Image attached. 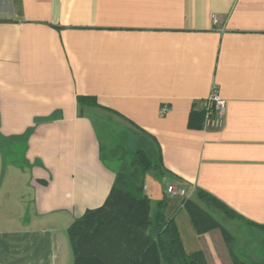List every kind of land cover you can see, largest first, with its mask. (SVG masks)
Returning <instances> with one entry per match:
<instances>
[{
  "label": "crops",
  "instance_id": "0c3cea01",
  "mask_svg": "<svg viewBox=\"0 0 264 264\" xmlns=\"http://www.w3.org/2000/svg\"><path fill=\"white\" fill-rule=\"evenodd\" d=\"M214 87L227 114L213 131ZM147 141L160 167L144 191L167 199L185 251L234 264L183 203L211 212L203 192L264 227V0H0V264H73L69 228L119 168L102 155Z\"/></svg>",
  "mask_w": 264,
  "mask_h": 264
},
{
  "label": "trees",
  "instance_id": "16d2710c",
  "mask_svg": "<svg viewBox=\"0 0 264 264\" xmlns=\"http://www.w3.org/2000/svg\"><path fill=\"white\" fill-rule=\"evenodd\" d=\"M91 101L78 99L80 106ZM204 114L202 110L203 127ZM102 158L118 160L116 179L105 204L88 210L69 228L73 264H208L202 252L188 254L185 251L174 219L165 216L167 199L153 202L144 191L146 175L160 167L159 152L152 143L147 141L138 147L130 160L126 148L121 145L104 153ZM199 197L208 208L216 206L227 215L242 220L208 194L200 192ZM183 206L198 234L221 229L234 264H264V260L237 254L240 239L209 210L189 199L184 200ZM256 228L264 231V227ZM260 244L264 246V240Z\"/></svg>",
  "mask_w": 264,
  "mask_h": 264
},
{
  "label": "rangeland",
  "instance_id": "374dc122",
  "mask_svg": "<svg viewBox=\"0 0 264 264\" xmlns=\"http://www.w3.org/2000/svg\"><path fill=\"white\" fill-rule=\"evenodd\" d=\"M118 141L115 139L114 144L117 145ZM150 142L148 141V144ZM151 144V143H150ZM128 160L135 157V154L127 155ZM109 160V159H108ZM213 216L221 222V224L234 236L240 239V248L237 250V254L241 253L242 256H246L253 252V259L264 260V246H261V242L264 240V231L251 227L246 222L227 215L223 210L216 206H210ZM240 251V252H239Z\"/></svg>",
  "mask_w": 264,
  "mask_h": 264
},
{
  "label": "built area",
  "instance_id": "2783aa9c",
  "mask_svg": "<svg viewBox=\"0 0 264 264\" xmlns=\"http://www.w3.org/2000/svg\"><path fill=\"white\" fill-rule=\"evenodd\" d=\"M215 21V19H214ZM204 102H203V110L205 112L204 118L205 123L204 127L206 129H213L219 130L222 129L225 120H226V114H227V101L221 97L220 92L217 87H214L212 89V92ZM166 109L161 110V113L164 114ZM146 189V186H144V190ZM168 193L172 196L179 194L178 191L170 186L167 189Z\"/></svg>",
  "mask_w": 264,
  "mask_h": 264
}]
</instances>
